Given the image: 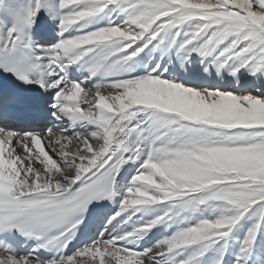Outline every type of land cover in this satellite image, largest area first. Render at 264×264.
<instances>
[{"label":"snow or ice","instance_id":"snow-or-ice-1","mask_svg":"<svg viewBox=\"0 0 264 264\" xmlns=\"http://www.w3.org/2000/svg\"><path fill=\"white\" fill-rule=\"evenodd\" d=\"M0 264H264V0H0Z\"/></svg>","mask_w":264,"mask_h":264}]
</instances>
